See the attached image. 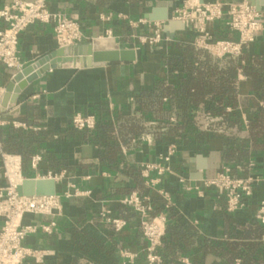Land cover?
<instances>
[{"label":"crops","instance_id":"crops-1","mask_svg":"<svg viewBox=\"0 0 264 264\" xmlns=\"http://www.w3.org/2000/svg\"><path fill=\"white\" fill-rule=\"evenodd\" d=\"M12 1L0 0V8ZM184 2L50 0L51 11L79 15L85 37L78 46L111 34L136 49L137 59L100 67H74L72 62H64L61 68L48 70L29 82L7 106L3 105L4 96L16 70L0 62V111L6 120L25 124L0 126V186L7 185L4 153L19 155L23 173L29 178L65 172V177L57 182V193L63 195L62 214L25 218L26 223H57L52 234L39 230L26 238L25 245L39 255L27 258L25 264H144L147 240L140 227L141 216L121 200L134 192L156 194L154 188L146 185L140 165L159 162L171 144L177 146L170 162L173 173L165 174L158 185L169 192L171 206L167 209L163 201H157L149 215L163 212L167 217L166 241L161 248L165 264H181L184 258L193 264L264 263L260 257L264 254V232L255 223L256 210L264 201V100L255 95L242 70H238L236 80V109L226 107L227 113L235 111L240 117L241 124L237 126H231L224 116H211L203 108L196 109L194 116L199 127L182 136L167 137L166 144L160 139L164 136L155 135L156 127L165 118L176 122L178 110H169L167 98L163 103L166 111L158 107L142 113L135 102L142 91H154L161 83L177 85L184 76L181 69L172 72L168 65L170 55L181 54L177 46L193 44L196 35L191 27L173 18ZM156 22L163 24L165 39L158 44L144 43L145 37L155 33ZM5 25L0 21V29ZM210 31L218 38H238L225 20L214 22ZM250 46L253 53L264 54V32ZM59 48L53 25L35 23L20 35L18 55L25 68ZM217 58L221 69L226 60ZM104 111L114 126V140L119 148L116 160L111 161L105 158L112 154L111 147L93 137L92 130L75 131L72 124L76 113H94L98 117ZM129 122H138L144 129L138 133ZM37 155L41 161L34 169L32 160ZM226 166L233 176L258 178L253 196L243 210L230 212L226 199L203 183ZM179 175L199 186L202 193L187 191ZM72 186L81 194L65 195L73 192ZM107 217L124 219L127 224L116 231ZM2 226L0 218V229ZM251 251L253 262L234 257L236 252ZM124 252L136 255L135 259L125 257Z\"/></svg>","mask_w":264,"mask_h":264},{"label":"built area","instance_id":"built-area-1","mask_svg":"<svg viewBox=\"0 0 264 264\" xmlns=\"http://www.w3.org/2000/svg\"><path fill=\"white\" fill-rule=\"evenodd\" d=\"M50 0H13L0 8V21L5 26L0 29V62L16 70L15 75L22 71L23 64L18 55L20 35L35 23L52 24L59 47L78 46L85 37L79 15L68 16L61 12L51 11ZM174 19L183 22L195 31L193 44L196 47L208 50L217 57L240 56L245 46L253 43L259 34L264 32V8L258 9L252 0L230 1L224 3L220 0L200 1L185 0L184 5L175 11ZM225 20L229 29L238 34L237 39L218 38L211 31L210 26L218 21ZM142 21V20H141ZM109 37L111 34L108 35ZM165 39L163 24L156 22V31L153 35L145 37L144 43L158 44ZM3 88L0 85V98ZM98 117L94 113H76L72 124L79 130H94ZM12 123L15 126H25L17 121H8L0 111V126ZM177 152L175 144L169 145L167 152L161 155L159 162H145L140 165L142 176L146 185L155 189L156 194L140 195L137 192L124 197L121 202L132 206L141 216L140 227L147 240L144 264H165L160 248L166 235L167 217L161 212L150 217L154 210L155 196L165 202V207L171 206L169 192L158 185L165 174L173 173L170 166L172 158ZM4 175L7 185L0 186V218L3 226L0 229V264H25L27 258L35 256L38 251L25 245L26 238L39 230L52 234L57 228L56 221L48 223H26L27 215L58 216L63 211V195L39 196L22 195L18 187L26 177L22 170L19 155L3 154ZM41 156L37 155L32 160L34 169L38 168ZM156 176H152V173ZM65 177V172H48L35 178H54L57 182ZM179 181L185 185L187 191L197 190L202 193L199 186L191 185L185 177L179 175ZM257 177H236L231 173V168L226 166L215 177L204 179L206 187L214 188L218 194L226 199L227 209L230 212L240 211L248 206V200L253 196L254 183ZM65 195L81 192L71 187ZM255 219L264 224V201L255 213ZM107 222L116 231L123 229L127 222L121 218L107 217ZM123 255L134 260L136 255L124 252ZM122 264H125L122 263ZM181 264H193L189 258H184Z\"/></svg>","mask_w":264,"mask_h":264},{"label":"trees","instance_id":"trees-1","mask_svg":"<svg viewBox=\"0 0 264 264\" xmlns=\"http://www.w3.org/2000/svg\"><path fill=\"white\" fill-rule=\"evenodd\" d=\"M250 45L243 48L240 56H225L226 63L221 69V60L213 56L208 50L196 47L192 43L178 45L177 48L180 49L181 54L170 55L168 65L172 72L175 69H181L184 75L181 82L169 86L161 83L154 91H142L135 97V102L142 113L150 110L155 111L158 107H160V111H166V107L163 106L164 98L168 99L169 110L172 111L174 108L178 110V120L172 122L165 118L159 121L155 135L161 134L164 136L160 139L167 144L169 142L167 137L169 136L176 134L182 136L190 133L194 128L199 127V121L196 120L194 111L200 108H203L211 116H224L231 126L240 125L241 119L235 111L230 114L226 112L227 106H233V109H236L237 106L238 87L236 80L239 69L250 81L255 95L264 100V54L253 53L254 48ZM151 107L153 109H149ZM104 112V115H98L97 126L92 131L93 137L98 138L104 145L112 148V154L108 153L105 156L111 161L114 158L116 160L119 148L114 140V126L108 120V113ZM261 113L264 114L263 109ZM118 118L121 117L118 115ZM129 125L130 128L138 130V133H141L144 129L140 127L138 122H129ZM73 129L75 131H89L79 130L75 127ZM25 157H28L27 154H25ZM157 201L163 200L155 196L154 209ZM163 203L165 205L164 201ZM255 221L259 230L264 232V224ZM167 230L166 226V235ZM166 235L163 243L166 241ZM161 248L160 254L162 255ZM235 256L243 258L246 262L255 261L252 251L249 253L236 252ZM260 257L263 258L264 262V254H261ZM163 259L165 258L163 257ZM256 261L258 260L256 259Z\"/></svg>","mask_w":264,"mask_h":264},{"label":"water","instance_id":"water-1","mask_svg":"<svg viewBox=\"0 0 264 264\" xmlns=\"http://www.w3.org/2000/svg\"><path fill=\"white\" fill-rule=\"evenodd\" d=\"M261 9L264 0H252ZM137 59L136 49L130 48L118 37H96L91 43L82 46L59 48L43 59L25 67L15 75L4 96L3 105L14 102L18 93L33 80L51 69L61 68L64 62H72L74 67H100L109 62H131ZM14 93L12 96L11 94ZM12 96V97H11ZM22 195L49 196L57 193V181L54 178H26L18 187Z\"/></svg>","mask_w":264,"mask_h":264}]
</instances>
